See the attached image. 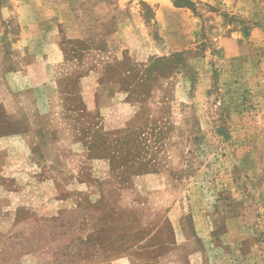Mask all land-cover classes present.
I'll list each match as a JSON object with an SVG mask.
<instances>
[{
    "label": "rangeland",
    "instance_id": "rangeland-1",
    "mask_svg": "<svg viewBox=\"0 0 264 264\" xmlns=\"http://www.w3.org/2000/svg\"><path fill=\"white\" fill-rule=\"evenodd\" d=\"M35 1L0 0V139L40 126L53 105L65 127L41 133L33 154L57 163L47 172L60 181L35 180L24 143L0 142V264H264V65H225L216 40L236 15L217 0H172L190 12L161 23L146 3ZM244 1L242 9L256 4ZM21 3L69 20L83 14L98 50L111 16L157 42L191 32L193 43L161 56L132 52L128 70L109 71L125 81L132 112L119 117L112 99L88 112L76 95L18 74L32 56L15 48ZM63 40L68 58L82 53L83 73L101 60L89 44Z\"/></svg>",
    "mask_w": 264,
    "mask_h": 264
},
{
    "label": "crops",
    "instance_id": "crops-1",
    "mask_svg": "<svg viewBox=\"0 0 264 264\" xmlns=\"http://www.w3.org/2000/svg\"><path fill=\"white\" fill-rule=\"evenodd\" d=\"M56 1L49 0V3L54 7ZM60 1L62 2V0ZM217 1L223 10L228 8L229 12L232 11L237 17L235 20L239 23L232 26L233 30L228 35H220L219 33L216 35L222 62L225 65L233 63V66L241 67L247 61L252 62L256 60V64L264 65V0H246L255 2L256 4H251V7L247 6L245 9H242V5L245 3L244 0ZM93 2L95 5H105V7L109 3L108 0H93ZM118 2L121 5L130 4L129 6H136L137 3L150 5L154 13V21L158 23L162 22L164 14L175 16L177 14L185 15L183 13L187 15V12H190L188 8L174 6L172 0H118ZM37 3L40 6L44 4L38 1ZM63 3L64 5L76 6L79 9L88 5L86 0H64ZM27 4L33 5L36 4V1L28 0ZM24 6L26 5L22 6L21 3L18 11L20 21H25L22 22L19 36L16 37L15 48L20 53L24 52V54H32V56L28 57L29 60L19 67L18 74H21V71H25V73H22L30 80L27 83L29 85L40 87L54 85L57 96L76 95L82 100V104L88 112L95 111L98 108L99 102L104 103L106 99H112V102L115 103L117 107L115 112L119 110L120 114L116 113L119 117L132 112V105L128 99L129 93L124 87L125 81H122V78L120 80L111 79V75L109 74L110 70L119 65L124 71L128 70L126 61L132 52H147L149 56H161L169 54L171 51H180L183 48L191 46L193 43L191 32H188L184 38L180 37L179 39L176 36H172L164 39L162 43L161 41L157 42L149 35L146 37L142 36V29L136 32L131 23L127 24L126 22L122 26L120 23L117 27V20H114V16H111L104 18L102 22L105 25H100L104 30V33L100 36L104 41V50H98L95 47L90 48L93 39H96V37L90 32L89 25L86 23L83 14L78 13V16L72 17L69 20L66 19V16L64 17V14H57L55 12L54 9L57 7L51 10L52 15H48L47 13L41 14L36 9H33L31 13ZM253 7L254 9H252ZM63 11L65 12V9ZM132 17L141 19L142 25L146 23L142 13L132 14ZM112 22H115V25ZM64 37L74 44H89L90 49L88 52L90 54H97L99 58L102 54L101 60L95 64L93 63L92 67L86 68V71L83 73V59H80L82 53H79V57L72 56L68 58L69 53L64 46ZM18 44L20 46L16 47ZM81 52L85 51L81 50ZM62 67L63 70L71 68V71L66 70L62 74L58 71L62 70ZM11 76H13V73H10L8 79ZM123 77L126 78V74ZM98 94L100 95L99 100L97 99ZM52 106L49 105L46 111L38 114L40 117H45L43 124L38 127L36 125L28 127V130L26 129L8 138L0 139L2 140L0 142H8L9 140L10 142L16 141L19 144L24 143V147L27 153H29V162H31L33 168L38 169V171L34 172V179L44 184H49L50 182L51 185L58 188L56 181H60L57 176L60 173L50 170V168V171L47 172L50 164L55 165L57 163L41 161L43 160L41 156L35 158L33 154V150L41 145V133H54L65 127L63 116ZM26 134H32L35 141L33 140L31 144L27 143ZM73 141L72 139L63 144H65V147L72 149L74 145ZM71 180L80 185V174L78 173L76 176L72 174ZM63 204L64 200L61 199L58 205ZM46 209L48 210L49 208L47 207Z\"/></svg>",
    "mask_w": 264,
    "mask_h": 264
},
{
    "label": "trees",
    "instance_id": "trees-1",
    "mask_svg": "<svg viewBox=\"0 0 264 264\" xmlns=\"http://www.w3.org/2000/svg\"><path fill=\"white\" fill-rule=\"evenodd\" d=\"M174 5H175L176 7H178V8L188 7L187 4H180V3H177V2H174ZM117 144H118V142H117ZM123 145H124V144H122V146L120 147V149L123 147ZM117 148H118V146H117ZM90 151H93V145H91ZM116 152H117V151L114 150V153H116Z\"/></svg>",
    "mask_w": 264,
    "mask_h": 264
}]
</instances>
